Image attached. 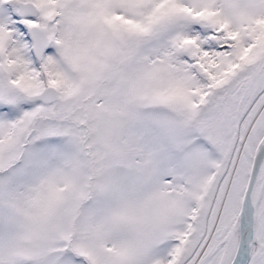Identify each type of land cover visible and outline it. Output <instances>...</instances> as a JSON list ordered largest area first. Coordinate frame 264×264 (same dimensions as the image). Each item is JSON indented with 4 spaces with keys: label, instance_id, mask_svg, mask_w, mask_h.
<instances>
[{
    "label": "snow or ice",
    "instance_id": "1",
    "mask_svg": "<svg viewBox=\"0 0 264 264\" xmlns=\"http://www.w3.org/2000/svg\"><path fill=\"white\" fill-rule=\"evenodd\" d=\"M0 264H264V0H0Z\"/></svg>",
    "mask_w": 264,
    "mask_h": 264
}]
</instances>
